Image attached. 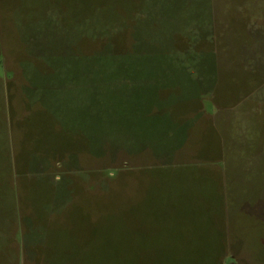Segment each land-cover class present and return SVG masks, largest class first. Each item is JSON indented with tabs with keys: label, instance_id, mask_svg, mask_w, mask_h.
Wrapping results in <instances>:
<instances>
[{
	"label": "rangeland",
	"instance_id": "rangeland-1",
	"mask_svg": "<svg viewBox=\"0 0 264 264\" xmlns=\"http://www.w3.org/2000/svg\"><path fill=\"white\" fill-rule=\"evenodd\" d=\"M0 264H264V0H0Z\"/></svg>",
	"mask_w": 264,
	"mask_h": 264
},
{
	"label": "crops",
	"instance_id": "crops-1",
	"mask_svg": "<svg viewBox=\"0 0 264 264\" xmlns=\"http://www.w3.org/2000/svg\"><path fill=\"white\" fill-rule=\"evenodd\" d=\"M190 182H194V180L193 179H190ZM227 189H228V191H227ZM230 189H232L230 186L229 187H227L226 189H225V191L226 192H230ZM254 191V190H253ZM254 192H256V191H254Z\"/></svg>",
	"mask_w": 264,
	"mask_h": 264
}]
</instances>
